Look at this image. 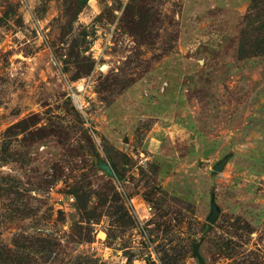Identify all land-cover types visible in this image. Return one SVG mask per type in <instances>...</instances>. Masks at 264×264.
<instances>
[{"label":"rangeland","instance_id":"obj_1","mask_svg":"<svg viewBox=\"0 0 264 264\" xmlns=\"http://www.w3.org/2000/svg\"><path fill=\"white\" fill-rule=\"evenodd\" d=\"M0 264H264V0H0Z\"/></svg>","mask_w":264,"mask_h":264},{"label":"water","instance_id":"obj_2","mask_svg":"<svg viewBox=\"0 0 264 264\" xmlns=\"http://www.w3.org/2000/svg\"><path fill=\"white\" fill-rule=\"evenodd\" d=\"M222 167H223V164H222V163H219V164L213 166V168H214L215 170H221ZM105 170H106L107 172L110 173V170H109V168H108L107 166H105ZM216 216H217V212L213 209V210H212V213L210 214V216H208L207 220H208L209 222H214L215 219H216ZM195 253H196V256L198 257L199 261H202L201 258L198 256V254H197L196 251H195Z\"/></svg>","mask_w":264,"mask_h":264}]
</instances>
